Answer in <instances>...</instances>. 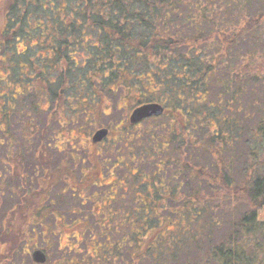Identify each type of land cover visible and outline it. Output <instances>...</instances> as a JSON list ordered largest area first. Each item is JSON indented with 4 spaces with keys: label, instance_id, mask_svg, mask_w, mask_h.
<instances>
[{
    "label": "trees",
    "instance_id": "16d2710c",
    "mask_svg": "<svg viewBox=\"0 0 264 264\" xmlns=\"http://www.w3.org/2000/svg\"><path fill=\"white\" fill-rule=\"evenodd\" d=\"M41 3L9 0L4 7L0 67L6 73L10 58L29 67L28 78L17 83L15 98L3 94L0 99L5 123L0 120V148L4 146L0 160L22 159V154L11 152L18 142L6 135L7 124L19 107L17 115L26 118L22 125L34 131L38 124L31 114L46 112L41 103L48 106L45 120L58 122L59 128L65 123L60 121L62 112L71 116L66 117L64 126L73 128L80 126L75 121L78 113L84 122L89 117L94 120L95 113L100 115L112 103L115 110L121 103V109L130 113L142 106L159 105L163 113L157 119H163L162 125L140 135L124 130L125 143L133 142L128 158L136 172L130 184H121L119 192L137 194V206L123 207L127 213L114 219V239L101 238L103 255L97 258L95 253L99 260L93 262L124 264L122 258L117 263L123 253L131 261L126 264L145 261V253L142 259L133 256L141 243L147 246V256L159 245L170 251L183 248L184 229L203 234V219L210 218L211 210L213 217L214 210H223L213 206L223 186L230 188L229 197L238 196L245 208L233 219L228 235L208 246L205 260L185 264H264V161L259 164L255 158L264 154V118L254 134L248 133L247 140L252 142L247 148L248 159L254 158L255 166L243 167L240 173L245 171L244 177L238 183L229 178L235 168L231 151L235 142L244 146L241 124L244 120L246 126L253 110L246 97L253 81L259 80L257 69L249 63L244 69L236 64L244 58L239 54L241 46L256 44L254 40L262 35L264 12L253 9L256 4L264 9V0H52L51 10ZM90 36L95 42L89 43ZM24 41L31 44L22 53L15 52ZM140 76L148 82L144 86L137 80ZM133 86L138 92H128ZM146 135L148 143L141 144ZM138 142L141 145L134 144ZM47 143L41 141L31 159L41 164L48 153ZM148 149L160 155L150 157V151L148 157ZM11 161L15 159L8 163ZM142 164L153 171H140L137 165ZM2 172L0 194L4 197L7 187L14 191V207L0 217V264H21L24 253L20 244L29 228L26 213L39 207L44 191L38 201L29 196L20 202L22 193L16 194L14 181ZM152 201L159 219L168 217L164 225L158 226L156 215L150 212ZM229 209L226 216L231 215L233 209ZM190 214L199 223L193 224ZM170 222L175 232L167 229L171 233L164 235L161 231ZM193 244L204 248L206 242ZM75 255L71 264H87L84 256L78 259ZM109 258L111 263L106 261Z\"/></svg>",
    "mask_w": 264,
    "mask_h": 264
},
{
    "label": "rangeland",
    "instance_id": "374dc122",
    "mask_svg": "<svg viewBox=\"0 0 264 264\" xmlns=\"http://www.w3.org/2000/svg\"><path fill=\"white\" fill-rule=\"evenodd\" d=\"M9 0H0V36L2 35L1 33L3 32V29L5 27V21L3 20V13H4V7L7 6ZM42 6L44 9H48L51 10L52 9V0H42ZM261 10V12H264V9H260V7L256 4V6L254 5V11L257 10ZM262 35L260 34V31H258L257 35H261L258 36V38L256 40H254V42H256V44H253L252 42H250L251 46L247 48L244 46H241L240 50H239V54L244 57L241 59V62L237 63L236 65H238V67H240L241 69H244L245 66L249 63L254 69H257L258 73H256L255 75L259 76V80H257L256 82L253 81L251 87L249 88V92L250 95L247 97L248 98V103L252 106L253 110L249 112L250 115V120H246V126L244 125V120H242V124H241V120H239V124H241V128L243 131L242 134V141L244 142V146L242 144L238 145L237 142L234 143L233 149H232V154L233 157H235V161L233 160V167L234 170H232V173L229 175L230 181H232V183H238L242 180V178L244 177V173H240L243 172V167H245L246 169L249 168V166H255V164H252V161L254 160V158H249L248 159V153H247V148L249 145H251V141L247 140L249 137L248 133H252L254 134V130L256 128V125L259 124L262 118H264V21L262 22ZM90 38H92L90 36ZM95 42V40L92 38L90 39L89 43ZM35 42H33L34 44ZM31 43L25 42L23 44H19L17 45L14 49L15 52H19L22 53L23 51H25L26 47H28ZM14 52V53H15ZM74 58L77 59V56H75ZM7 64V68H6V73L4 72V70L2 69V67H0V80L2 81L3 84H0V99L2 98V95L5 94L7 97L9 98H15L13 95L15 94V88L18 84H21V82H24V79L28 78L27 72H28V64L27 65H21L20 63H18V61L15 60H11V58L9 59V61L6 63ZM5 73V76L4 74ZM1 75L3 77H1ZM246 75L248 76L249 74L246 73ZM252 75V74H251ZM141 84L144 86L146 82L145 77L140 76L138 77V79ZM19 87H17L18 89ZM3 92V93H2ZM128 92H138L137 91V87H130L128 89ZM2 105H3V101L0 100V110L2 109ZM249 105V106H250ZM115 104L112 103L111 107L106 108V110H104L100 115L95 113V118L94 120L90 119V117L88 118V120H85V122L81 119L80 114H77V118L75 117V121H77L78 124H80V126H75L73 128H66L64 126V124L67 122L66 120L69 119L71 116L69 113L64 114V112H62L61 115V123H63V128H59V123L55 122V121H47L45 120V116L48 115L47 112V107L44 103H41V108L42 110L46 111L45 113L43 111H40V113L35 112L32 113L31 116H33V118L35 120H37V128L35 127L34 131L32 130H28L26 129V125H22L25 122V116L24 115H17L18 111L21 110V107L17 108V111H15L14 115L11 116L8 124H7V128L6 130L8 132H6V135L11 137L12 139H14L13 141H17L18 143L16 144V146L13 148V150H11L12 153H14V155H20L22 154V159H21V168H22V174H24L26 172L27 169H29L31 167V165L33 164V161L31 159V156L34 153V150L36 149L35 147L37 145H39L42 142H47L50 144L49 148L47 149V151L50 154H53V158L52 161H55L56 163H60V160L63 158H66V154H69L72 151L75 150H85L87 153L93 155L96 154L97 152L100 154H112L113 156H115V158H120L118 160H116L117 162V166L120 165L118 174L116 175V177H109L107 178V181L104 180V184H108L109 182H111L114 179L118 180V176H126L127 175V167H131L134 166L133 165V161L132 158H128L129 154H128V150L132 149L131 144L133 145V142H130L128 144L125 143L126 139H125V134H124V130H130L132 135H140L141 133H148L153 127L155 126H159L162 125L163 119H157V117H151V118H147V119H142L144 121H139L138 123L140 125H136V123H130L129 122V117H130V112H124L121 108L123 107V105L121 103H118V107L119 110H115L114 107ZM114 107V108H113ZM23 111V110H22ZM24 112V111H23ZM2 113L0 112V120L3 122L2 124L5 125L4 123V119L2 120ZM67 117V119H66ZM240 117V116H239ZM236 117V118H239ZM233 118V115L232 117ZM259 122V123H258ZM36 123V122H35ZM91 125V127H90ZM0 126H1V122H0ZM48 128V129H47ZM5 129V126H4ZM52 129V131H51ZM98 129H104L108 132L109 130V135H108V141H105V143L103 144H98L97 146H93L91 145V143H88L86 141V139H89V137H91L96 130ZM123 130V133H122ZM234 131H235V127H234ZM44 134V135H42ZM47 134V135H46ZM47 138H46V137ZM149 135H146L142 138L141 144H147L148 141V137ZM235 136V135H234ZM6 139V138H4ZM7 141V139H6ZM86 141V143H85ZM63 143V145H61V143ZM69 142V144H68ZM71 143V144H70ZM134 144H140V142L138 143H134ZM140 144V145H141ZM145 144V145H146ZM82 145V146H81ZM46 147V146H45ZM146 147V146H145ZM264 148V145H263ZM115 150L117 151V154L115 153ZM135 150V149H134ZM4 152V146H2L0 148V153L1 155ZM13 157V156H12ZM226 157V154L225 156ZM258 161L259 164H263L262 162L264 161V154H260V156L257 158L255 157ZM225 159V158H224ZM13 160V159H11ZM50 160V157H49ZM68 161H71L69 159H66ZM79 160H76V162H78ZM243 161V164H242ZM12 165H9L10 168V174L8 175V179L13 180L14 183L12 185H15V179H18L15 174V172H18L19 174H21V171H19L16 168V165H19L18 161H11ZM103 164V161H102ZM91 165L90 163H86V165L82 166V167H87ZM124 166V168H123ZM137 168L142 171H148L151 172L153 171V168H147L144 164L142 165H137ZM3 169V165L0 163V171L2 172ZM69 169L71 170V172H73L76 175H80V171H79V166L78 164L76 165V169L72 170L71 168V164H69ZM103 172L104 167L102 168ZM245 170V169H244ZM215 170H213L211 172L212 175H215ZM209 173V171H208ZM63 174H65V172L60 171L57 172V176H63ZM2 175L7 177V174H4L2 172ZM99 177H103L101 174L99 175ZM98 177V178H99ZM104 178V177H103ZM120 179H124V178H120ZM78 181V178L76 177V180L74 182ZM124 181V180H122ZM122 185H128L127 182H125L126 184H124L123 182H121ZM2 180L0 179V188H2ZM5 185V182H4ZM63 187V184H62ZM61 184L58 185L54 190L56 192H61L62 190ZM118 188L121 189V184L118 185ZM124 188H127L124 187ZM15 189H16V185H15ZM105 191L107 190L106 187H104ZM93 189H88V191H85L86 195L85 197H88L89 194L91 193ZM1 191V189H0ZM228 191L229 193H231L230 188H226L223 186H220V190L218 191V195H217V199L216 202L213 203L214 208L218 207L220 209H223L221 212L214 210V213L216 214L215 217H213V213L212 210L210 212V218L208 219H203L204 222L201 223V229L203 232V234H200V232L197 230V233H195L194 231H190L189 228L184 229L185 231L183 232L184 234L181 236V244L183 246V248H179V246L175 249H171L173 251H170L169 248L163 246V245H159V249L157 251V249L152 252L150 255L148 254L147 256V246L144 243H141L140 246L141 247H137L136 251H134L133 256H136L138 259H142V254L145 253V261H139L137 264H185V263H190L194 260H198V263H201V261L205 260L207 258L208 254V249L216 244H218L219 241H221L223 236L228 235V230L230 227V224L233 222V219L235 220L239 214L242 212L240 210H243V208H245L244 204H242L241 202H238V200H240L238 198V196H230V194L228 195ZM217 192V191H216ZM1 193V192H0ZM210 193V192H209ZM208 193V194H209ZM19 195V193H18ZM82 196V194H81ZM19 197V196H18ZM67 198H70L67 196ZM8 198H7V193L4 194V197L1 196L0 194V217L4 214V210H7V205H8ZM67 201H69L68 199H66ZM71 203H73L74 205L77 203L76 199L71 200ZM231 203V204H230ZM124 204V203H123ZM150 204L152 205V207H154L153 209L150 210V212L153 213V215H156V222L158 223V226L164 225L165 221H168V217L166 218V220L164 221V219H159V212L157 210V205L156 202H150ZM231 206V208L233 209L231 212L230 216H226L225 211H229V206ZM77 209H82V210H88L89 206L87 207H80V205L77 203ZM156 205V206H155ZM237 207V208H236ZM236 208V209H235ZM240 211V212H238ZM238 212V213H237ZM212 213V215H211ZM237 213V214H236ZM180 217L183 218V214L180 213ZM193 214V213H191ZM190 214V220L193 224L199 223V221H195L192 217V215ZM52 219L48 218L46 220V224L45 227L48 229H52L50 226L52 225ZM163 221V222H162ZM182 221V220H181ZM90 225L92 223V219H90ZM171 225H165V229L163 231H161V233H163L164 235L167 234V231L171 229V231L175 232V226H173V224L170 222ZM23 225V224H22ZM183 226V228L186 227V225H181ZM36 232L41 233L42 228L39 226H34ZM26 231L25 233L28 235V238L25 239L26 237H24L23 242L20 244V249L23 251L24 255L23 257L20 259L21 264H37V263H33L31 261L30 256H26V250H32L33 246L35 245V243H31L29 240V237H31L30 233H28V231L30 230L29 228L26 227ZM168 229V230H167ZM57 230H59L60 233V240H58L57 237H53V235L47 236L45 237V241L46 244L44 243L43 239H41L40 237L38 238V246L40 249L44 250L45 253H47L48 255V263L50 264H71L70 263V256L71 254H69L68 256L64 255V253H68L66 246H70L73 247L75 246V249L77 250V254L75 256H77L76 258L79 259L80 256H84L85 257V261L88 264H107L105 261H102V263H96L93 261H97L99 259H97L95 257V248H93L92 243H89V241L87 243L81 242L79 244L75 243L74 239H70V238H66L65 235L67 236V234H65L66 229L63 228H58ZM188 230V231H187ZM93 231H96V227H93ZM171 231H168L171 233ZM30 232V231H29ZM152 232V231H151ZM172 232V233H173ZM209 233V234H208ZM207 235V236H206ZM26 236V235H25ZM117 237V236H116ZM154 238H156V235H154ZM80 239V238H79ZM101 241V240H100ZM194 242H206L205 247L204 248H196L195 246H193ZM163 243V242H162ZM190 244V245H189ZM204 244V243H203ZM189 245V247H188ZM88 249H87V248ZM66 248V249H65ZM185 249V250H183ZM206 249V250H205ZM169 250V251H168ZM168 251V252H167ZM63 253V255H62ZM158 253V255H157ZM157 255V256H156ZM129 256L126 253H123L120 257L119 260H117V263H119L120 258H122L121 261H124V264H126L128 262H131L130 259L128 258ZM75 258V257H73ZM157 258V259H156ZM111 263L112 259H106V261H108ZM18 261V260H17ZM76 261V260H75ZM141 262V263H140ZM75 264V263H74Z\"/></svg>",
    "mask_w": 264,
    "mask_h": 264
},
{
    "label": "flooded vegetation",
    "instance_id": "af4514ba",
    "mask_svg": "<svg viewBox=\"0 0 264 264\" xmlns=\"http://www.w3.org/2000/svg\"><path fill=\"white\" fill-rule=\"evenodd\" d=\"M131 114V113H130ZM132 115V114H131ZM130 115V117H131ZM129 117V122H130ZM144 121V120H141ZM131 123V122H130ZM136 125H140L136 123ZM101 130V129H98ZM97 131V130H96ZM96 133V132H95ZM94 133V134H95ZM94 134L86 139L88 143H91L93 146H97L98 144H103L105 141H108L109 130L105 135V138L97 143H94L93 136ZM178 134V130L176 132ZM85 141V143H86ZM64 142L61 143L63 145ZM69 144V142H68ZM71 144V143H70ZM49 143L46 144V150L49 148ZM82 146V145H81ZM151 151L150 157H158L160 153L154 149L146 150V156L149 155ZM117 154V151L115 150ZM133 151L128 150V154L131 156ZM50 157V160H49ZM149 157V156H148ZM53 154L49 152L44 154L41 160V164L36 160V158H32L33 164L29 169L26 170L24 174H22V163L21 159L18 157H9V158H1V164L3 165L4 174L8 175V171L10 170L9 165H12L11 162L8 163L9 160L15 159L18 161L19 165H16V168L21 171V174L16 172V174L20 176H15L18 179H15L16 189L19 195L21 194L22 198L19 200L22 202L26 197L32 198L34 201L39 200V194L43 193L44 197L42 198V202L38 204V208L32 209L26 213L29 217V231L31 237L29 240L31 243H35L32 250H26V256H30L31 261L37 264H50L48 263V255L44 250L40 249L38 244L39 237L43 239L46 244L45 237L53 235V237H57L60 240V233L58 228L66 229L65 235L66 238L74 239L76 244L81 242L87 243L88 238L91 243L93 241V248H95V253L97 258L99 255H103L102 249V241L114 239V219H120L123 213H127V211H123V207H132L137 206V194H122L120 193V189L118 188L119 184H128L131 183V179L133 178L136 170L134 166L127 167L126 170L131 172V175L118 176V180L114 179L108 184H104V180L107 181L109 177H116L118 174L120 165L117 166L116 160L120 159L115 158L112 154H89L85 150H75L66 154V158H62L60 163H56L52 161ZM69 159L71 161H68ZM76 160H79L76 162ZM103 161V164H102ZM143 162H145L143 160ZM156 165H159L160 161L153 160ZM86 163H90L91 165L87 167H82L86 165ZM69 164H71L72 170L76 169V165L79 166L80 175H76L69 169ZM104 167V172L102 168ZM124 168V166H123ZM125 169V168H124ZM63 171L65 174L63 176H57V172ZM103 177H99V175ZM78 178V181L74 182ZM99 177V178H98ZM124 178V179H120ZM124 180V181H122ZM61 184H63L61 192H56L55 188ZM10 186V185H9ZM104 187L107 188L105 191ZM55 189V190H54ZM88 189H93L88 197H85V191ZM4 192L7 193L8 205L7 210H11L14 207L11 203L12 192L9 187L4 189ZM82 194V196H81ZM41 196V195H40ZM70 197V198H67ZM68 199L69 201H67ZM76 199L77 203L80 207L89 206L88 210L77 209V203L74 205L71 203V200ZM124 203V204H123ZM25 206V203H23ZM37 209V210H36ZM135 212V211H133ZM48 218L52 219V225L50 226L52 229H48L45 227L46 220ZM90 219H92V223L90 225ZM34 226H39L42 228L41 233L36 232ZM93 227H96V231H93ZM28 231V233H29ZM28 238V235L25 239ZM80 238V239H79ZM68 253H64V255L70 256V262L73 260L74 255L77 253L75 246L70 247L66 246ZM65 248V249H66ZM87 248V247H86ZM88 249V248H87ZM63 255V253H62ZM40 256L43 257L44 262H36L34 260L40 259Z\"/></svg>",
    "mask_w": 264,
    "mask_h": 264
},
{
    "label": "water",
    "instance_id": "95a60500",
    "mask_svg": "<svg viewBox=\"0 0 264 264\" xmlns=\"http://www.w3.org/2000/svg\"><path fill=\"white\" fill-rule=\"evenodd\" d=\"M162 107H160L159 105H155V104H150L148 106H142L139 107V109L134 110L131 114L130 117V122L131 123H138L140 120L142 119H147V118H151V117H159L162 115ZM107 131L104 129L101 130H97L96 133L94 134L93 141L94 143H97L101 140H103L105 138ZM36 262H44L43 261V257L40 256V259H36L34 260Z\"/></svg>",
    "mask_w": 264,
    "mask_h": 264
}]
</instances>
